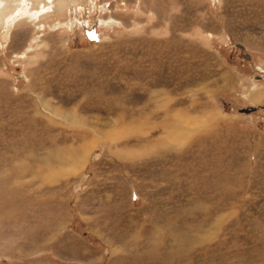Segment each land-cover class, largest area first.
<instances>
[{
  "label": "rangeland",
  "instance_id": "374dc122",
  "mask_svg": "<svg viewBox=\"0 0 264 264\" xmlns=\"http://www.w3.org/2000/svg\"><path fill=\"white\" fill-rule=\"evenodd\" d=\"M17 2L0 264H264V0Z\"/></svg>",
  "mask_w": 264,
  "mask_h": 264
},
{
  "label": "bare ground",
  "instance_id": "6f19581e",
  "mask_svg": "<svg viewBox=\"0 0 264 264\" xmlns=\"http://www.w3.org/2000/svg\"><path fill=\"white\" fill-rule=\"evenodd\" d=\"M17 1H18V2L15 3V4H13V5H16V6L18 7V6H20V5L22 6V5L25 4V3H24V4H23V3L21 4V2H22L23 0H17ZM0 3H1V0H0ZM21 6H20V7H21ZM29 13H30V14H31V13H32V14H37V13H38V10H37V11L29 12ZM39 13H40V12H39Z\"/></svg>",
  "mask_w": 264,
  "mask_h": 264
},
{
  "label": "water",
  "instance_id": "95a60500",
  "mask_svg": "<svg viewBox=\"0 0 264 264\" xmlns=\"http://www.w3.org/2000/svg\"><path fill=\"white\" fill-rule=\"evenodd\" d=\"M240 48H243L242 46L239 45ZM244 112H249V110H244Z\"/></svg>",
  "mask_w": 264,
  "mask_h": 264
}]
</instances>
